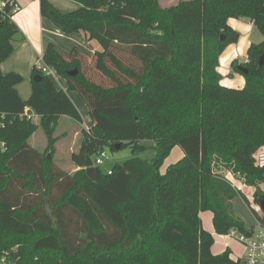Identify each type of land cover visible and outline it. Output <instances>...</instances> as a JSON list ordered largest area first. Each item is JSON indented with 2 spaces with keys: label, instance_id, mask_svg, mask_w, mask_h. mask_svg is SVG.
I'll use <instances>...</instances> for the list:
<instances>
[{
  "label": "trees",
  "instance_id": "trees-1",
  "mask_svg": "<svg viewBox=\"0 0 264 264\" xmlns=\"http://www.w3.org/2000/svg\"><path fill=\"white\" fill-rule=\"evenodd\" d=\"M2 1L0 64L19 33L16 3ZM71 1L79 9L62 13L39 0L40 15L100 51L63 54L48 44L42 63L79 96L91 127L71 156L77 170H60L27 141L41 128L51 144L59 118L80 124L79 111L41 69L31 72L27 100L15 88L22 78L0 71V256L14 264H241L228 250L211 253L214 239L199 214L211 212L217 235L244 232L231 208L240 196L264 223L255 210L264 170L254 162L264 148V0H181L165 9L158 0ZM229 19L251 22L263 38L239 65L246 74L232 64L242 89L222 86L217 71L239 39ZM145 141L155 144L150 160L137 157ZM104 148L132 157L103 173L94 161ZM174 148L183 157L162 172Z\"/></svg>",
  "mask_w": 264,
  "mask_h": 264
},
{
  "label": "crops",
  "instance_id": "crops-1",
  "mask_svg": "<svg viewBox=\"0 0 264 264\" xmlns=\"http://www.w3.org/2000/svg\"><path fill=\"white\" fill-rule=\"evenodd\" d=\"M48 1L62 13H72L80 7L79 4L71 0ZM14 2L18 7V11L13 15L12 21L18 28L22 40L20 42H12L13 52L0 64V71L2 74L15 73L22 78V81L15 87L22 100H27L30 97L31 72L33 68L37 67L40 69L45 67L42 63V55L48 44H54L63 54H68L74 47H78L88 55H92L95 51H100L98 43L95 41L88 42L83 34L65 35L55 28L49 20L42 18L39 10V0H14ZM228 25L239 34V39L237 43L229 45L221 54L217 71L222 76V86L226 88L242 89L244 87V79L238 73H230L231 68H233L232 64L236 61L237 65L235 68L237 69V67L241 65L239 60L242 59V63H245L246 51L250 44L260 43L263 38L262 36H253V34L258 31L251 22L242 19H229ZM49 70L51 71L49 75L51 81L57 88L65 91L71 100L70 93L73 92L67 91L65 80L59 77L52 68H49ZM80 109L81 111L77 108L82 119L81 126L87 130L91 127V121L88 116L87 107L83 102ZM24 116H28L32 120L36 117L28 114V109H25ZM36 120H38L37 117ZM182 157L183 153L180 150L177 158L180 160ZM165 169L161 171L164 172ZM237 184L241 186L239 183ZM203 213L204 212L199 214L201 225L214 239L211 253L213 255H220L228 250L230 259L233 262H242L244 255L243 248L236 243V241L221 235L224 240L222 241L218 237L219 235L214 232L211 212H207L210 215Z\"/></svg>",
  "mask_w": 264,
  "mask_h": 264
},
{
  "label": "rangeland",
  "instance_id": "rangeland-1",
  "mask_svg": "<svg viewBox=\"0 0 264 264\" xmlns=\"http://www.w3.org/2000/svg\"><path fill=\"white\" fill-rule=\"evenodd\" d=\"M158 1L159 5L165 9L176 5L181 0ZM253 36L257 37L261 35L258 32H255ZM239 63L242 64V59L239 60ZM230 73L235 74L236 72L233 70V68H231ZM90 75L92 79L98 81L94 72H91ZM70 98L73 103L75 102V107L78 108L79 111H81L80 108L82 101L80 100L79 96L75 92H73L70 93ZM33 121L37 123L38 120H36V117H34ZM82 130L86 129L81 126V123L78 124L67 117H60L57 125L55 126V132L53 135L54 142L48 144V141L43 131L41 130V128H38L35 133L28 139L27 143L33 149L37 150L38 152H42L46 158L49 157V161L53 163L56 167H58L60 170L72 174L77 169L71 161V156L73 154L78 153L81 142ZM143 145L146 147V150L139 153L137 157L144 160H150L154 158V142L145 141L143 142ZM104 152L105 157L102 158V165L98 166V168L103 173L109 172V170L114 165L122 164L123 162L132 157L129 149H123L117 152H110L109 148H104ZM179 153L180 149L174 148L173 151H171L170 155L165 159L161 170L163 171L168 166L176 163L178 161L177 155ZM231 208L234 216L244 224L245 228H257V219L251 211V208H253L251 202L250 205H248L240 196H237L231 201ZM203 214L209 213L204 212ZM218 237L222 241H224L221 235H219ZM12 250H15V248H13Z\"/></svg>",
  "mask_w": 264,
  "mask_h": 264
},
{
  "label": "built area",
  "instance_id": "built-area-1",
  "mask_svg": "<svg viewBox=\"0 0 264 264\" xmlns=\"http://www.w3.org/2000/svg\"><path fill=\"white\" fill-rule=\"evenodd\" d=\"M5 6V2L0 0V9ZM13 12L16 13V8L13 9ZM41 71L46 74L50 75L51 71L47 67L40 68ZM28 119H30L27 116ZM105 157V152H100L95 161V166L102 165V158ZM254 162L255 165L264 170V148H261L257 153L254 155ZM110 173V171L108 172ZM226 179L231 183V185L243 191L245 194H248L244 187L238 186V184L232 179V177L228 174ZM236 186V187H235ZM255 210L259 213L260 216L264 215L262 212L260 205L255 206ZM226 237L237 241V243L243 248L244 255L241 264H264V223L257 221V228H250L246 229L244 232H240L237 230H230L226 235ZM0 264H14L10 259L8 253H4L0 256Z\"/></svg>",
  "mask_w": 264,
  "mask_h": 264
},
{
  "label": "water",
  "instance_id": "water-1",
  "mask_svg": "<svg viewBox=\"0 0 264 264\" xmlns=\"http://www.w3.org/2000/svg\"><path fill=\"white\" fill-rule=\"evenodd\" d=\"M222 39H223V38H221V40H222ZM21 40H22V36H21L20 33L14 35V36L11 38V41H12V42H20ZM263 63H264V56L261 57L259 64L261 65V64H263ZM237 71H239V72L242 73V74H246V72H247V71H246V68L243 67V66H238V67H237ZM75 74H76V72L74 71V72H70L68 75H69V76H73V75H75ZM39 78H40V77L36 76V77L33 78V81H34V82H37V81L39 80ZM116 149H117V150L119 149V146H118V145L116 146ZM48 158H49V157H48ZM259 205H260V208H261L262 212H264V199L259 203Z\"/></svg>",
  "mask_w": 264,
  "mask_h": 264
}]
</instances>
